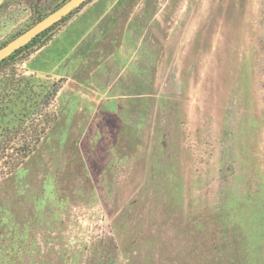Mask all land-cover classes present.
<instances>
[{"label": "rangeland", "instance_id": "rangeland-1", "mask_svg": "<svg viewBox=\"0 0 264 264\" xmlns=\"http://www.w3.org/2000/svg\"><path fill=\"white\" fill-rule=\"evenodd\" d=\"M75 11L0 65V264H264V0Z\"/></svg>", "mask_w": 264, "mask_h": 264}, {"label": "water", "instance_id": "water-1", "mask_svg": "<svg viewBox=\"0 0 264 264\" xmlns=\"http://www.w3.org/2000/svg\"><path fill=\"white\" fill-rule=\"evenodd\" d=\"M89 0H66L57 8L47 13L44 17L36 21L29 28L19 33L0 47V62L9 57L18 49L30 43L39 34L43 33L56 23L60 22L73 11L82 7Z\"/></svg>", "mask_w": 264, "mask_h": 264}, {"label": "trees", "instance_id": "trees-1", "mask_svg": "<svg viewBox=\"0 0 264 264\" xmlns=\"http://www.w3.org/2000/svg\"><path fill=\"white\" fill-rule=\"evenodd\" d=\"M90 1V0H89ZM76 12V11H75ZM68 18V17H67ZM66 18H64L63 20H65ZM62 20V21H63ZM59 24V22L58 23H56L55 25H58ZM52 27H50L49 29H51ZM49 29H47L46 31H44L43 33H41V34H39L36 38H34L30 43H28L27 45H25V46H23L22 48H20V49H18L17 51H15L12 55H14L15 53H17V52H19L20 50H22V49H24V48H26V47H28L29 45H31L33 42H35L38 38H40L42 35H44ZM11 55V56H12ZM9 57H7L6 59H4L3 61H1L0 62V65L3 63V62H5L7 59H8ZM55 91H57L56 89H55Z\"/></svg>", "mask_w": 264, "mask_h": 264}]
</instances>
